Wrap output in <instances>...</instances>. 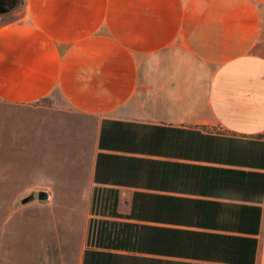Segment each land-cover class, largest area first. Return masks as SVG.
I'll list each match as a JSON object with an SVG mask.
<instances>
[{"label":"crops","instance_id":"0c3cea01","mask_svg":"<svg viewBox=\"0 0 264 264\" xmlns=\"http://www.w3.org/2000/svg\"><path fill=\"white\" fill-rule=\"evenodd\" d=\"M0 194V264H264V0H0Z\"/></svg>","mask_w":264,"mask_h":264},{"label":"rangeland","instance_id":"374dc122","mask_svg":"<svg viewBox=\"0 0 264 264\" xmlns=\"http://www.w3.org/2000/svg\"><path fill=\"white\" fill-rule=\"evenodd\" d=\"M16 1L20 2V0H16ZM26 194H27L26 192L25 193L14 194V195H16L15 205H17L19 203L21 197L26 195ZM12 195L13 194H0V206H1L2 202L6 200L7 196H12Z\"/></svg>","mask_w":264,"mask_h":264},{"label":"water","instance_id":"95a60500","mask_svg":"<svg viewBox=\"0 0 264 264\" xmlns=\"http://www.w3.org/2000/svg\"><path fill=\"white\" fill-rule=\"evenodd\" d=\"M46 195L47 193L44 190H39V192L37 193L38 198H44L46 197Z\"/></svg>","mask_w":264,"mask_h":264}]
</instances>
